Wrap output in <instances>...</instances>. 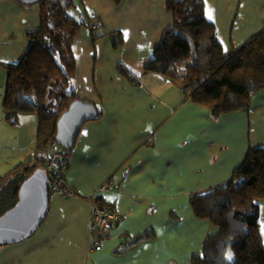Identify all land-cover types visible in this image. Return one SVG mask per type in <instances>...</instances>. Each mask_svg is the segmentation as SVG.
<instances>
[{
	"label": "crops",
	"instance_id": "crops-1",
	"mask_svg": "<svg viewBox=\"0 0 264 264\" xmlns=\"http://www.w3.org/2000/svg\"><path fill=\"white\" fill-rule=\"evenodd\" d=\"M74 1L79 14L83 10L104 30L123 36L116 48L111 36L93 40L85 28L72 46L76 93L100 105L103 115L83 124L70 149L66 178L78 194L54 191L42 225L29 238L2 246L0 264H192V255L217 230L195 216L190 197L230 179L250 147H264V90L247 113L214 117L146 70L174 21L168 0ZM205 1L226 49L264 27V0ZM20 2L0 0V183L36 156L38 115L20 114L14 125L4 109L8 67L28 51L27 32L40 22L37 3ZM120 63L140 76L139 86L118 73ZM92 198L120 216L100 232L107 235L96 248L89 227ZM259 203L264 242V199ZM144 233L150 236L138 241Z\"/></svg>",
	"mask_w": 264,
	"mask_h": 264
},
{
	"label": "trees",
	"instance_id": "trees-1",
	"mask_svg": "<svg viewBox=\"0 0 264 264\" xmlns=\"http://www.w3.org/2000/svg\"><path fill=\"white\" fill-rule=\"evenodd\" d=\"M122 1L114 0L116 4ZM35 3L40 22L27 32L28 51L16 65L8 67L4 109L6 120L14 125L20 114L38 115L36 156L10 171L9 178L0 186V216L17 203L24 180L49 160L51 148L57 145L58 119L72 101L79 99L74 86L77 63L72 50L76 37L86 28L93 40L109 35L114 47L123 43L120 32L104 30L96 17L84 15L83 10L79 14L74 0ZM166 9L173 14L174 21L164 29L161 44L146 70L162 75L187 99L208 107L214 117L237 111L247 113L254 97L264 90V27L242 45L225 51L215 23L207 17L205 0H168ZM117 71L133 86L141 84L140 76L123 63L118 64ZM94 105L95 119H99L103 109ZM53 192L49 187L48 210ZM92 199L94 204L113 209L99 199ZM261 199H264V147H250L230 179L190 197L195 216L209 220L217 230L208 235L203 251L192 255V264H264ZM103 229L95 234L94 248L107 235L100 234ZM149 236L144 233L137 240ZM228 252L232 254L231 260L227 259Z\"/></svg>",
	"mask_w": 264,
	"mask_h": 264
},
{
	"label": "water",
	"instance_id": "water-1",
	"mask_svg": "<svg viewBox=\"0 0 264 264\" xmlns=\"http://www.w3.org/2000/svg\"><path fill=\"white\" fill-rule=\"evenodd\" d=\"M20 1L32 3L36 0ZM96 116L93 102L81 98L72 101L58 119L56 143L72 147L83 124ZM48 204L49 175L38 168L20 186L17 203L0 216V244H13L32 236L44 222Z\"/></svg>",
	"mask_w": 264,
	"mask_h": 264
},
{
	"label": "built area",
	"instance_id": "built-area-1",
	"mask_svg": "<svg viewBox=\"0 0 264 264\" xmlns=\"http://www.w3.org/2000/svg\"><path fill=\"white\" fill-rule=\"evenodd\" d=\"M51 152L53 153L49 160L44 164L43 169L49 175V187H51L55 192L66 195L67 197H72L77 194L76 190L72 188L66 178V172L69 162V153L60 144H55ZM93 217L89 223L90 231L93 236V244L97 243L95 238L96 232L100 228H105L109 224L107 221L116 216L112 210L107 207H102L98 204H94L93 207ZM119 218V217H118ZM105 225V226H104ZM103 226V227H102Z\"/></svg>",
	"mask_w": 264,
	"mask_h": 264
},
{
	"label": "rangeland",
	"instance_id": "rangeland-1",
	"mask_svg": "<svg viewBox=\"0 0 264 264\" xmlns=\"http://www.w3.org/2000/svg\"><path fill=\"white\" fill-rule=\"evenodd\" d=\"M62 1H65V0H62ZM85 100V99H84ZM62 146V145H61ZM63 148H65L67 151H68V153H69V155L71 156V152H70V150H69V148H71V147H64L63 146ZM52 149V148H51ZM52 152H50V155H49V157H51L52 156ZM70 156H69V162H68V167H69V163H70ZM45 165H42V168L44 167ZM67 170H68V168H67ZM68 181V180H67ZM3 183H0V185H2ZM106 187H102V189H105ZM77 192V191H76ZM78 193V192H77ZM91 197H93V196H91ZM98 205H100V204H98ZM103 207V206H102ZM112 212H114L115 214H116V216L115 217H113L112 219H109L108 221H107V223L109 224V221L111 220V222H110V224L108 225V226H105V227H109V226H111L112 224H113V222H115V220H118V217H120L119 216V214L116 212V210L113 208L112 209ZM103 227V226H102Z\"/></svg>",
	"mask_w": 264,
	"mask_h": 264
},
{
	"label": "snow or ice",
	"instance_id": "snow-or-ice-1",
	"mask_svg": "<svg viewBox=\"0 0 264 264\" xmlns=\"http://www.w3.org/2000/svg\"><path fill=\"white\" fill-rule=\"evenodd\" d=\"M208 18H209V19H211V18H212V16H211V13H210V12L208 13ZM125 36H127V33H125ZM225 51H227V49H225ZM149 131H150V129H149ZM108 199H114V197H108ZM227 259H229V260H231V259H232V254H231V252H228V253H227Z\"/></svg>",
	"mask_w": 264,
	"mask_h": 264
}]
</instances>
